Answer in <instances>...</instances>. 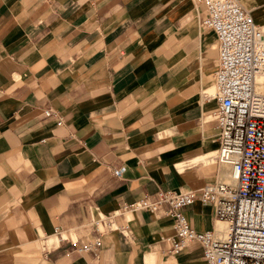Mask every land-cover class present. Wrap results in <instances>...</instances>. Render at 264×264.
<instances>
[{"label":"crops","instance_id":"0c3cea01","mask_svg":"<svg viewBox=\"0 0 264 264\" xmlns=\"http://www.w3.org/2000/svg\"><path fill=\"white\" fill-rule=\"evenodd\" d=\"M241 2L264 27V0ZM205 15L197 0H0V264H207L199 242L172 254L173 216L145 208L78 249L124 202L231 180ZM185 213L218 227L212 203Z\"/></svg>","mask_w":264,"mask_h":264},{"label":"built area","instance_id":"2783aa9c","mask_svg":"<svg viewBox=\"0 0 264 264\" xmlns=\"http://www.w3.org/2000/svg\"><path fill=\"white\" fill-rule=\"evenodd\" d=\"M197 1L206 9L202 26L212 28L217 36L219 66L214 93L208 97L217 100L213 115L218 126L217 159L230 167L234 181L160 189L124 202L119 211L92 221L96 235L78 245L81 251L98 253L103 232L130 234L128 220L120 222L117 217L126 210L145 208L173 216L172 254L199 242L207 264H264V29L241 0ZM57 113L45 109L46 115ZM114 172L122 174V169ZM196 200L214 204L217 221L225 222V228H194L185 207Z\"/></svg>","mask_w":264,"mask_h":264},{"label":"bare ground","instance_id":"6f19581e","mask_svg":"<svg viewBox=\"0 0 264 264\" xmlns=\"http://www.w3.org/2000/svg\"><path fill=\"white\" fill-rule=\"evenodd\" d=\"M262 28L264 29V27L262 26ZM214 93V92H213ZM212 93V94H213ZM230 168V167H229ZM228 171H230V174H231V180L230 181H225V182H233L234 181V179H233V176H232V172H231V170L230 169H228ZM222 181H224V180H222ZM218 226H219V228H221V229H224L225 228V226H226V223L225 222H223V221H218Z\"/></svg>","mask_w":264,"mask_h":264},{"label":"rangeland","instance_id":"374dc122","mask_svg":"<svg viewBox=\"0 0 264 264\" xmlns=\"http://www.w3.org/2000/svg\"><path fill=\"white\" fill-rule=\"evenodd\" d=\"M213 91H214V90H213ZM213 91H212V92H213ZM224 166H225L227 169H230L228 165H224ZM228 181H230V180H228Z\"/></svg>","mask_w":264,"mask_h":264}]
</instances>
